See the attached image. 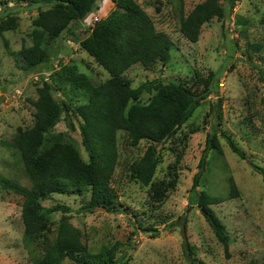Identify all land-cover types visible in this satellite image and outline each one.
I'll return each instance as SVG.
<instances>
[{"label":"rangeland","instance_id":"1","mask_svg":"<svg viewBox=\"0 0 264 264\" xmlns=\"http://www.w3.org/2000/svg\"><path fill=\"white\" fill-rule=\"evenodd\" d=\"M151 15L158 30L174 41L168 64L157 63L146 68L141 63L126 72L133 87L146 81L171 80L192 84L196 77L209 78L213 92L182 125L175 137L158 144L160 164L155 181L175 178L176 184L163 202L155 206L150 197L151 185L131 176L130 165L143 156L149 141L132 145L129 134L118 131L119 162L111 185L116 210H84L90 192L53 193L44 200L43 213L50 220L49 240L58 234L60 221L67 217L80 229L82 240L94 252L117 247V264H191L187 241L198 257L209 264H250L264 258V51L253 44L264 40V0L225 2L226 14L204 24L198 42L187 40L180 32L181 19L204 0H137ZM44 4L24 0H0V24L16 18V27L0 34V178L8 177L30 186L20 152L9 146L18 127L34 123L37 88L43 80L53 81L56 95L81 103L82 91L71 84L55 81L62 64H77L95 82L106 81L110 74L80 45L96 23L114 8L111 0H97L92 13L73 24L49 46V58L37 68H28L19 51L31 45L34 19ZM9 42L6 47L4 39ZM203 87V86H202ZM201 87V88H202ZM200 88V89H201ZM155 90H145L138 102L146 104ZM221 111L222 120L217 116ZM72 115L76 130L69 129L65 113L46 134L44 146L66 142L75 146L82 158L89 154L82 142L80 118ZM221 125L218 126V122ZM218 128L223 154L211 150L201 186L197 190L227 195L229 177L233 176L239 196L212 208L230 235L226 249L209 224L203 210L190 202L191 190L206 146L208 133ZM224 131L246 152L240 157L229 146ZM187 134V138H185ZM254 164L260 168L254 167ZM176 173V174H175ZM23 197L0 184V264H35L43 255L39 240H27L22 220ZM66 205L70 212L54 211L55 205ZM153 227L157 230H145ZM45 241H43L44 243ZM63 264H76L66 259Z\"/></svg>","mask_w":264,"mask_h":264},{"label":"trees","instance_id":"2","mask_svg":"<svg viewBox=\"0 0 264 264\" xmlns=\"http://www.w3.org/2000/svg\"><path fill=\"white\" fill-rule=\"evenodd\" d=\"M34 4H44L34 19L31 32L32 44L23 45L19 53L28 68H37L49 58L50 44L59 38L73 24L84 21L93 12L97 0H24ZM114 8L103 19L96 21L90 34L80 41L81 47L89 53L110 77L95 83L77 64H62L56 71L55 81L71 84L82 91L85 100L74 104L59 98L53 81L43 80L37 88L38 97L33 100L34 123L29 127H18L11 141L6 144L20 152L30 186L8 177H1L0 184L7 190L23 197L22 220L24 236L27 240H39L43 255L35 264H63L66 259L76 264H117V247L103 252H94L83 242L80 229L74 227L67 217L60 221L57 237L49 240L50 220L43 213V201L53 193L90 192V201L84 210L93 212L96 206H114V190L111 185L119 162L118 131L129 134L132 145L142 140L149 141L143 156L130 165L131 176L144 185H151L150 197L155 206L163 202L169 189L176 184L171 180L155 181L160 164L157 143L164 144L175 137L178 130L194 114L195 110L213 92L211 77H196L192 84L171 80L146 81L133 87L126 72L133 65L141 63L150 68L157 63L168 64L172 59L174 41L165 31L158 30L151 15L137 0H111ZM234 0H204L197 3L181 19L180 32L191 42H198L204 24L226 14V4ZM161 0L156 9L161 11ZM16 27V18L11 16L0 24V34ZM6 47L9 42L4 39ZM257 51H264V40L252 45ZM264 53V52H263ZM203 86V87H202ZM202 87V88H201ZM201 88V89H200ZM156 92L146 104L138 102L145 91ZM264 104V96L262 98ZM65 113L70 130L76 125L72 115L80 118L82 142L89 154V160L82 158L80 151L70 143L54 142L44 146L46 134ZM222 120L221 111L217 115ZM221 125V121L218 122ZM218 128L208 133L206 146L199 163L191 190L190 202L203 210L209 224L226 249L230 235L212 205L239 196V189L233 176L229 177L227 195L213 194L201 186L208 165V155L215 150L223 154L218 137ZM231 149L242 158L246 152L230 135L222 131ZM187 138V134L184 135ZM254 167L259 169L258 165ZM176 174V173H175ZM52 210L70 212L66 205H55ZM145 230H157L145 227ZM186 247L191 256V264H209L198 257L191 243ZM250 264H264V258L252 260Z\"/></svg>","mask_w":264,"mask_h":264},{"label":"water","instance_id":"3","mask_svg":"<svg viewBox=\"0 0 264 264\" xmlns=\"http://www.w3.org/2000/svg\"><path fill=\"white\" fill-rule=\"evenodd\" d=\"M160 144L159 142L157 143V145ZM95 209H104L106 210L107 207L106 206H96Z\"/></svg>","mask_w":264,"mask_h":264}]
</instances>
